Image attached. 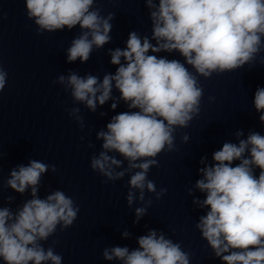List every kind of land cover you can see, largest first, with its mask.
Returning a JSON list of instances; mask_svg holds the SVG:
<instances>
[{
	"label": "clouds",
	"instance_id": "obj_1",
	"mask_svg": "<svg viewBox=\"0 0 264 264\" xmlns=\"http://www.w3.org/2000/svg\"><path fill=\"white\" fill-rule=\"evenodd\" d=\"M143 3L149 12L151 36L134 30L126 47L108 49L115 73L106 72L101 78L69 70L55 81L70 92L74 104H83L91 112L110 100L112 110L120 101L127 105L128 111L112 116L106 128L96 132V139L102 141L101 150L91 156L90 167L106 178L103 182L130 175L127 205H141L135 208L134 224L147 215L152 204L151 199L146 200V192L155 194L157 200L167 193L166 188L157 191L148 174L159 166L156 158L162 152L176 151L177 130L189 127L199 116L204 96L200 78L253 65L258 56L264 66V0ZM96 4L97 0H25L26 16L34 22L37 35L79 27V34L66 49L68 63L78 59L86 63L94 50L112 41L115 13L103 15ZM161 52L179 53L183 62L156 55ZM7 78L0 63V92ZM114 89L118 97H113ZM208 99L211 102L215 98ZM253 106L264 125V87H257ZM66 111L83 130L80 108ZM234 135L238 142L225 141L212 153V163L206 162V156L200 159L201 178L194 188L204 198L194 197L192 203L206 211L195 228L221 264H264V135L249 131L241 139L243 130ZM188 141L187 134L181 136L182 143ZM89 147L95 145L89 143ZM49 171L55 173L56 166L30 159L27 165L13 167L8 179L0 183V197L8 188L20 195L30 193L15 210L0 204V264H62L63 256L45 243L58 228L63 231L71 227L80 209L60 189L44 198L39 196L42 177ZM192 191L188 189V195ZM14 199L3 197L9 205ZM129 236L127 230L122 232V237ZM136 243L138 246L131 249L105 247L102 257L118 264H191V253L164 231L149 229L136 238Z\"/></svg>",
	"mask_w": 264,
	"mask_h": 264
}]
</instances>
